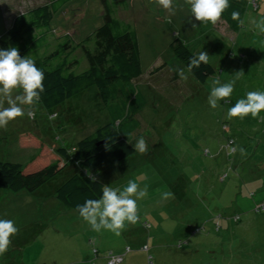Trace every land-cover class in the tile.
<instances>
[{"label":"rangeland","instance_id":"1","mask_svg":"<svg viewBox=\"0 0 264 264\" xmlns=\"http://www.w3.org/2000/svg\"><path fill=\"white\" fill-rule=\"evenodd\" d=\"M46 2L0 0V36L17 12ZM250 2L257 9L246 3L237 23L211 24L191 18L188 0H174L172 13L158 0H127L119 15L137 33L141 74L133 82L146 100L131 143L143 137L148 151L127 158L135 167L108 159L95 175L104 186L122 188L129 180L147 186L137 201L139 220L120 236L93 231L54 196L65 169L33 193L0 190V218L18 228L0 264H109L113 255H122L117 264H264V110L255 129L247 117L227 116L248 91H264V34L253 23L264 18V0ZM101 23L99 0H70L53 16L47 50L61 35L73 47ZM177 38L196 55H209L215 70L204 82L174 56L169 44ZM82 55L80 48L71 54L80 60L78 70ZM236 72L244 75L232 97L211 108L214 81L227 82ZM7 107L0 97V108ZM22 107L25 115L0 129V160L28 164L40 146H25L26 139L70 148L109 119L95 86L51 109L39 102Z\"/></svg>","mask_w":264,"mask_h":264},{"label":"trees","instance_id":"2","mask_svg":"<svg viewBox=\"0 0 264 264\" xmlns=\"http://www.w3.org/2000/svg\"><path fill=\"white\" fill-rule=\"evenodd\" d=\"M69 1L47 0L17 12L5 34L0 36V48L16 47L22 57L31 56L43 70L44 92L38 102L44 108L59 106L95 86L109 119L70 148L61 145L50 148L33 136L26 139L25 146H40L39 154L30 158L28 164L0 160V190L33 193L66 169L68 176L54 190V196L65 208L78 213L77 205L101 197L104 182L95 175V170L106 160L113 159L119 165L127 161L126 168L136 166L127 158L135 152L131 143L132 131L138 122L135 115L146 100L133 82L141 74L137 33L133 25L119 15V9L125 7L127 0H99L102 9L100 26L73 47L67 35L58 36L53 49L47 50L53 16ZM246 3L257 9L250 0H230V6L221 18L229 24L237 23ZM233 11L239 12L238 19L232 18ZM169 46L176 59L188 68L189 58L196 54L178 38ZM74 48H80L83 53L85 66L81 70H78L80 60L71 56ZM214 70L207 62L192 68L190 73L195 80L204 82ZM247 118L253 128L258 126L257 118L250 115ZM71 166L73 168L69 170ZM235 218L238 220V215Z\"/></svg>","mask_w":264,"mask_h":264},{"label":"clouds","instance_id":"3","mask_svg":"<svg viewBox=\"0 0 264 264\" xmlns=\"http://www.w3.org/2000/svg\"><path fill=\"white\" fill-rule=\"evenodd\" d=\"M191 9V18L201 23L216 24L222 14L230 6V0H188ZM158 4L168 10L174 11V0H158ZM232 18L238 19L239 12L233 11ZM171 22V16L166 17ZM255 29L264 34V18L254 21ZM209 55L201 51L198 55L190 57L188 70L199 68L201 63L208 62ZM186 79L183 70L179 73ZM243 72L227 82L214 81L209 96L208 104L215 109L220 102H228L232 97L236 81L243 76ZM44 72L38 68L36 61L29 55L21 56L16 47L0 48V97L6 99L9 107L0 108V129L5 128L10 121L25 115L24 105L33 106L44 92ZM264 110V91H248L243 98L235 101L228 109L229 119L243 120L249 115L256 118ZM29 116L34 113L29 111ZM133 149L141 154L148 151V146L143 137L136 139ZM241 155L244 149H239ZM90 179H95L91 177ZM147 195V186L141 188L134 180H129L122 188L104 186L99 199H87L82 205H77L79 216L93 231L106 230L120 236L127 224H136L139 220L137 201ZM171 193H164L167 199ZM18 232L12 219L0 218V255H3L11 244V237Z\"/></svg>","mask_w":264,"mask_h":264},{"label":"built area","instance_id":"4","mask_svg":"<svg viewBox=\"0 0 264 264\" xmlns=\"http://www.w3.org/2000/svg\"><path fill=\"white\" fill-rule=\"evenodd\" d=\"M121 260V257L115 256V258L112 259V261L109 264H116L115 262H118Z\"/></svg>","mask_w":264,"mask_h":264},{"label":"crops","instance_id":"5","mask_svg":"<svg viewBox=\"0 0 264 264\" xmlns=\"http://www.w3.org/2000/svg\"><path fill=\"white\" fill-rule=\"evenodd\" d=\"M117 256L121 257L122 255H117ZM120 261H121V260H120ZM120 261H118V262H120ZM118 262H115V263L117 264Z\"/></svg>","mask_w":264,"mask_h":264}]
</instances>
